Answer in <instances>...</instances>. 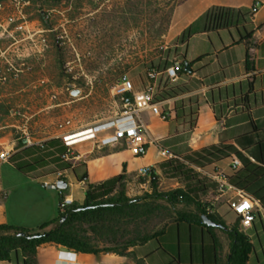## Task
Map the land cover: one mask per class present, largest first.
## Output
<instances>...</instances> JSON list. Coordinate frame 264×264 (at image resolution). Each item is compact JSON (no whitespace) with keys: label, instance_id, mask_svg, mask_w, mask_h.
<instances>
[{"label":"crops","instance_id":"1","mask_svg":"<svg viewBox=\"0 0 264 264\" xmlns=\"http://www.w3.org/2000/svg\"><path fill=\"white\" fill-rule=\"evenodd\" d=\"M256 1L261 2V7L248 23V29L253 33L249 56L246 42L241 41V31L238 28L233 26L207 30L208 21L205 14L212 7L252 8ZM174 20L180 23V27L173 28V31L180 36L186 32L181 58L192 63V68L169 85L182 86L185 92L173 98L163 99L164 108L171 112L168 120H162L150 111L143 113L149 133L143 140L150 143L149 153L145 157H135L126 143L106 147H95L92 143L93 146L84 150H81L84 145L79 144V153L73 162L78 165L81 176L87 169L88 181H80L73 169L61 171L69 182L66 195L83 204L89 184L98 185L123 173L125 165L128 193L131 187L138 185V169L144 165H154L159 176L160 190H171L162 189L165 175L177 179V185L172 189L185 187L186 179L173 175L172 170L167 168L168 164L164 163L169 157L163 155L162 150L167 149L180 157H193V162L183 160L193 172V194L232 227L239 220L228 205V200L234 197L237 191L220 192L219 183L214 176L223 174L230 182L231 177L246 168L244 159L236 153L239 150L253 163L250 168H259L258 175L253 176L248 183L245 182L244 189L237 188L259 201L257 218L246 232L253 244L248 264H264V0H191L189 9L176 14ZM1 25L2 23L0 27ZM23 25L24 23H21L13 27L11 31L22 28ZM197 38L208 39L212 47L203 52L197 50L192 55L191 42ZM22 40L21 37H15L9 47L0 46V63L4 62L3 56L12 46L19 50L18 56L22 55ZM2 44L3 41L0 40V45ZM36 87L37 85L30 83L12 91L20 92ZM7 91L9 90L6 89L5 82L0 79V152L10 150L13 154L20 149L19 141L25 137L20 134L21 122L14 118V111L8 106ZM158 124H162L163 130L153 132ZM56 137L32 140L38 144ZM212 145H233L234 150H231L229 156L212 161L201 159L198 151ZM235 158L240 161L239 165H235ZM84 163L87 167L83 166ZM58 173L32 178L18 170L9 160L0 161V224L33 229L57 218L61 207L60 189L45 187L43 182L56 181ZM147 184L151 187L147 191L151 192V180L146 182L145 179L141 186L147 187ZM129 195L136 196L130 193ZM226 217H229V220ZM186 228V225L170 223L159 241L151 239L132 246L128 250L130 255L113 251H102L97 255L79 252L63 245L44 243L38 248V263L168 264L170 258L167 252L175 256L179 246L189 245ZM213 232L220 243L219 257L222 264H226L231 246L228 231L223 227L214 226ZM205 234L206 229L193 226V264H202L204 245L211 250L212 242L206 244L203 241ZM67 250L74 252L75 256L61 257V252ZM0 264L17 263L0 259Z\"/></svg>","mask_w":264,"mask_h":264},{"label":"rangeland","instance_id":"2","mask_svg":"<svg viewBox=\"0 0 264 264\" xmlns=\"http://www.w3.org/2000/svg\"><path fill=\"white\" fill-rule=\"evenodd\" d=\"M190 6L191 0H73L66 4L2 1L0 46L7 48L15 37L23 38L22 55L18 56L19 50L12 46L0 63V79L11 91H7L8 106L21 111L14 113L22 124L20 134L32 139H69L114 116L121 107L114 85L124 72H129L140 86L153 63L164 69L181 58L185 46L173 31L180 27L174 18ZM21 23L22 28L11 31ZM211 47L208 39L197 38L191 42V54ZM16 69H21L19 76H14ZM30 83L37 87L12 91ZM74 89L81 93L73 95ZM161 125L152 131L161 132ZM79 144L84 145L81 150L98 147L91 141L78 143L76 155ZM164 178L162 189L177 185V179L168 175ZM144 181L138 177V185L129 193L148 192L150 184L142 187ZM163 225L159 218L147 227L153 230Z\"/></svg>","mask_w":264,"mask_h":264},{"label":"trees","instance_id":"3","mask_svg":"<svg viewBox=\"0 0 264 264\" xmlns=\"http://www.w3.org/2000/svg\"><path fill=\"white\" fill-rule=\"evenodd\" d=\"M4 1V0H0ZM34 2H52L66 4L73 0H25ZM207 30L236 27L241 31V41L246 42L247 56L250 55V41L253 33L248 29V23L254 13L248 7L214 6L205 14ZM51 28V27H49ZM186 32L181 39L184 41ZM186 59H183L180 75L187 73ZM152 66L160 67L152 64ZM148 67V68H150ZM190 69L192 63H189ZM185 92L182 86H169L163 89L159 97L169 99ZM106 147V146H105ZM17 152L9 161L21 172L32 178L55 174L60 171L73 169L80 181H88V171L81 176L78 165L63 158L68 152V146L61 137L46 140L42 144L27 145L26 138L19 141ZM233 145H212L198 151L201 159L212 161L229 156ZM236 153L244 159L246 168L229 180L231 184L244 189L253 176L258 175V167L250 168L249 162L239 150ZM193 162V157L176 155L167 160V168L172 174L186 179L185 187L171 190H160L156 169L151 178V192L130 196L128 193L127 166L123 173L113 176L106 181L86 189V200L83 204L73 202L63 211L60 207L59 216L47 221L37 228H25L16 225L0 224V259L16 261L17 264H39L38 248L44 243L63 245L79 252L100 254L102 251H113L130 255L132 246L158 239L164 235L166 227L173 222L186 225L189 245L178 247L177 255L167 254L168 264H193V226L206 229L204 242H212L210 247L203 248L202 264H222L219 257L220 243L213 232L214 226L208 225L202 215L208 214L212 219L224 225L231 239L230 255L226 264H248L249 255L253 249L250 237L240 229L239 221L230 227L218 214L209 212V207L193 194V172L184 161ZM87 167L86 164H83ZM251 169V170H250ZM249 172V174H247ZM66 179V177H63ZM66 190H59L61 202ZM182 205L181 209L179 206ZM194 207V209H193ZM65 217V218H64ZM161 219L164 225L151 230L147 226L156 219ZM133 228L130 229L129 227ZM99 241V242H97ZM100 242L104 244L101 246ZM209 249V251L207 250Z\"/></svg>","mask_w":264,"mask_h":264},{"label":"built area","instance_id":"4","mask_svg":"<svg viewBox=\"0 0 264 264\" xmlns=\"http://www.w3.org/2000/svg\"><path fill=\"white\" fill-rule=\"evenodd\" d=\"M260 7L261 2L256 1L251 8L252 12L255 14ZM182 63L183 59L177 58L164 69L157 66L147 68V80L140 86L135 84L129 72H124L114 85L115 94L121 105L119 111L114 116L93 124L83 134L66 139L65 143L68 146V152L63 155V158L69 161L75 160L77 158L75 145L86 141H91L98 147L126 143L129 145L135 157H145L149 153L150 143L143 140L149 133L142 115L144 112L150 111L162 120H168L171 117V112L164 108V100L159 97V94L163 89L168 88L170 83L180 78ZM20 73L21 69H16L14 76H19ZM14 113L21 114V111H14ZM25 138L28 145L35 143L29 135H26ZM162 154L168 156L169 159L176 157V155L167 149H163ZM11 155L10 150L1 151L0 161H8ZM234 162L235 165L240 164L237 158L234 159ZM154 169V165L141 166L138 169V176L146 179V182H148L152 178ZM63 176H65L64 173L60 171L56 181H44L43 185L58 190L57 181L63 178ZM214 178L219 183L220 192L224 193L229 190L237 191L236 195L228 200V205L237 214L240 229L246 233L257 218L259 201L231 184L223 174H217ZM73 202L74 200L70 195H65L61 202V209L64 211L66 206ZM209 212L213 211L209 208ZM60 256L74 257L75 253L67 250L62 251Z\"/></svg>","mask_w":264,"mask_h":264},{"label":"water","instance_id":"5","mask_svg":"<svg viewBox=\"0 0 264 264\" xmlns=\"http://www.w3.org/2000/svg\"><path fill=\"white\" fill-rule=\"evenodd\" d=\"M186 68L188 70L190 69L189 62H186ZM72 93H73V95H79L81 93V90L80 89H74L72 91ZM57 184H58V187H59L60 190L67 189L69 187V182L67 180H65V179H62V178L57 181ZM202 218L205 221V223H207L208 225L215 226V227L216 226L224 227L223 224L215 221L208 214L202 215Z\"/></svg>","mask_w":264,"mask_h":264}]
</instances>
